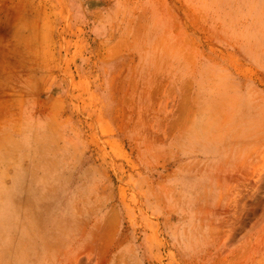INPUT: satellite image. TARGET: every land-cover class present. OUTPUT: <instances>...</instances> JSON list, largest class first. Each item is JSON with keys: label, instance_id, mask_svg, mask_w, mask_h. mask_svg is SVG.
<instances>
[{"label": "rangeland", "instance_id": "374dc122", "mask_svg": "<svg viewBox=\"0 0 264 264\" xmlns=\"http://www.w3.org/2000/svg\"><path fill=\"white\" fill-rule=\"evenodd\" d=\"M159 3L0 0L3 134L54 161L56 264H264V0Z\"/></svg>", "mask_w": 264, "mask_h": 264}, {"label": "crops", "instance_id": "0c3cea01", "mask_svg": "<svg viewBox=\"0 0 264 264\" xmlns=\"http://www.w3.org/2000/svg\"><path fill=\"white\" fill-rule=\"evenodd\" d=\"M153 1L160 2L152 9L160 14L161 29H167V0ZM218 17H228L227 10L223 9V15L220 13ZM226 27L224 25L220 31L224 36ZM212 44L211 55L218 61L226 63L228 58L243 56V49L237 44L226 40ZM192 46L191 50L198 49L196 44ZM175 48L184 50V47ZM173 56L182 58L179 53ZM183 81L184 77L179 76L178 93H197L194 88L186 91L179 88ZM206 93L227 92L212 90ZM7 128V125H0V264H56L55 237L50 228L53 221L51 202L54 200V195H50L54 172L50 163L54 161L50 154L41 157L33 153L23 155L8 144V138L3 134Z\"/></svg>", "mask_w": 264, "mask_h": 264}, {"label": "bare ground", "instance_id": "6f19581e", "mask_svg": "<svg viewBox=\"0 0 264 264\" xmlns=\"http://www.w3.org/2000/svg\"><path fill=\"white\" fill-rule=\"evenodd\" d=\"M259 235V234H258Z\"/></svg>", "mask_w": 264, "mask_h": 264}]
</instances>
